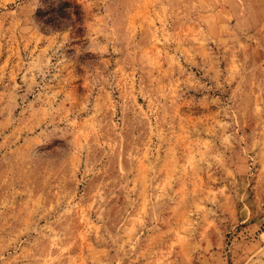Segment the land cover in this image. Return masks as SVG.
<instances>
[{"label":"rangeland","instance_id":"rangeland-1","mask_svg":"<svg viewBox=\"0 0 264 264\" xmlns=\"http://www.w3.org/2000/svg\"><path fill=\"white\" fill-rule=\"evenodd\" d=\"M41 1L0 0V264H264V0Z\"/></svg>","mask_w":264,"mask_h":264},{"label":"trees","instance_id":"trees-1","mask_svg":"<svg viewBox=\"0 0 264 264\" xmlns=\"http://www.w3.org/2000/svg\"><path fill=\"white\" fill-rule=\"evenodd\" d=\"M44 8H38L36 16L45 18L43 24L54 29H62L66 24L75 26L82 22L80 7L73 0H42ZM75 32H82L77 28Z\"/></svg>","mask_w":264,"mask_h":264}]
</instances>
